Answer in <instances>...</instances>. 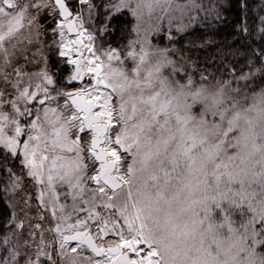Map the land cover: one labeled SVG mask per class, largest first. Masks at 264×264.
Returning a JSON list of instances; mask_svg holds the SVG:
<instances>
[{"label": "snow or ice", "instance_id": "obj_1", "mask_svg": "<svg viewBox=\"0 0 264 264\" xmlns=\"http://www.w3.org/2000/svg\"><path fill=\"white\" fill-rule=\"evenodd\" d=\"M0 0V264H264V0Z\"/></svg>", "mask_w": 264, "mask_h": 264}, {"label": "trees", "instance_id": "obj_2", "mask_svg": "<svg viewBox=\"0 0 264 264\" xmlns=\"http://www.w3.org/2000/svg\"><path fill=\"white\" fill-rule=\"evenodd\" d=\"M230 2L232 7L227 13V22L221 26V37L226 36L230 32L235 31L234 23L239 12V0H230ZM249 3L253 5V7H258L261 4V0H249Z\"/></svg>", "mask_w": 264, "mask_h": 264}]
</instances>
